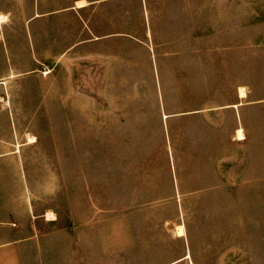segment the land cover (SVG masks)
<instances>
[{
	"label": "rangeland",
	"instance_id": "rangeland-1",
	"mask_svg": "<svg viewBox=\"0 0 264 264\" xmlns=\"http://www.w3.org/2000/svg\"><path fill=\"white\" fill-rule=\"evenodd\" d=\"M86 1L0 0V244L264 264V0Z\"/></svg>",
	"mask_w": 264,
	"mask_h": 264
},
{
	"label": "crops",
	"instance_id": "crops-1",
	"mask_svg": "<svg viewBox=\"0 0 264 264\" xmlns=\"http://www.w3.org/2000/svg\"><path fill=\"white\" fill-rule=\"evenodd\" d=\"M78 1L79 0H77V6H78ZM0 264H22L19 256V249L16 243L7 242L4 244H0Z\"/></svg>",
	"mask_w": 264,
	"mask_h": 264
},
{
	"label": "bare ground",
	"instance_id": "bare-ground-1",
	"mask_svg": "<svg viewBox=\"0 0 264 264\" xmlns=\"http://www.w3.org/2000/svg\"><path fill=\"white\" fill-rule=\"evenodd\" d=\"M88 3H87V1L86 0H79L78 1V6H80V7H82V6H85V5H87ZM4 21V20H3ZM50 71V70H49ZM239 92H240V96L241 97H245L246 95H247V93H246V89L244 88V87H240L239 88ZM237 134H238V138L239 139H243V138H245V135H244V132H243V129L242 128H240V129H238V131H237ZM33 140H35L34 138H33ZM48 215L50 216V218L49 219H54L55 218V216L54 215H52L51 214V212H48ZM177 235L178 236H183V235H185V229H184V226L183 225H179L178 227H177ZM188 264H194L192 261H190Z\"/></svg>",
	"mask_w": 264,
	"mask_h": 264
},
{
	"label": "trees",
	"instance_id": "trees-1",
	"mask_svg": "<svg viewBox=\"0 0 264 264\" xmlns=\"http://www.w3.org/2000/svg\"><path fill=\"white\" fill-rule=\"evenodd\" d=\"M38 141V140H37ZM182 261V260H181ZM180 261H176L175 263H173V264H176V263H179Z\"/></svg>",
	"mask_w": 264,
	"mask_h": 264
},
{
	"label": "water",
	"instance_id": "water-1",
	"mask_svg": "<svg viewBox=\"0 0 264 264\" xmlns=\"http://www.w3.org/2000/svg\"><path fill=\"white\" fill-rule=\"evenodd\" d=\"M179 261H181V260H179Z\"/></svg>",
	"mask_w": 264,
	"mask_h": 264
}]
</instances>
